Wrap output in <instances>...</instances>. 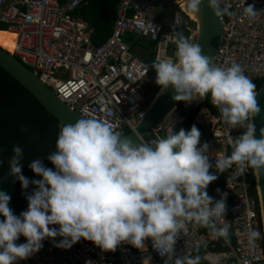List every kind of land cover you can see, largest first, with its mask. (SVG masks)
Here are the masks:
<instances>
[{"label": "clouds", "instance_id": "1", "mask_svg": "<svg viewBox=\"0 0 264 264\" xmlns=\"http://www.w3.org/2000/svg\"><path fill=\"white\" fill-rule=\"evenodd\" d=\"M201 3L186 0L193 15ZM207 3L219 14L217 0ZM244 12L255 15L251 5ZM150 68L161 93L171 87L172 99L185 103L207 97L228 133L242 129L235 138L228 134L230 153L210 162L209 146L200 142L195 125L175 133L164 126L154 139L135 136L133 141L103 120L79 118L60 126L52 151L30 160L27 167L39 179L29 181L21 173L22 148L13 145L7 175L11 182H19L21 190L30 183L33 189L19 215L9 206L7 191L0 189V264L25 260L41 249L45 239L56 237L60 239L54 246L59 249L84 240L109 252L122 243L144 252L149 240L160 256H173V264H198V257L175 255L174 243L185 221L208 225L211 217L223 216V195L213 202L206 191L217 178L210 168L223 172L235 165L264 176V127L257 138L252 122L261 108L255 85L239 64L213 65L197 43L182 35L177 34L173 56L153 61ZM42 159L52 167H45ZM256 235L251 233L250 239ZM19 237L24 242L17 244ZM149 261L145 257L141 264Z\"/></svg>", "mask_w": 264, "mask_h": 264}, {"label": "built area", "instance_id": "2", "mask_svg": "<svg viewBox=\"0 0 264 264\" xmlns=\"http://www.w3.org/2000/svg\"><path fill=\"white\" fill-rule=\"evenodd\" d=\"M81 1L60 4L59 0H0V31L15 35L10 54L33 71L67 107L83 118L103 120L122 134L134 129L157 95L148 100L152 89L150 64L132 51L123 41L124 36L134 35L144 46L152 43L156 61L173 56L177 34L183 36L181 29L188 32V40H194L196 25L181 9V0H118L110 35L95 45L87 23L72 14ZM249 5L255 12L253 17L244 12ZM217 7L222 40L212 64L227 67L237 63L252 82L263 81L264 0H217ZM201 104L202 100L182 102L184 108ZM215 110L211 115L203 108L194 119L204 130L199 140L208 144L212 163L230 153L228 134L235 138L242 133L239 128L228 133ZM158 130L148 134L151 139L159 135ZM220 173L224 184L212 198L215 202L223 195V216L211 217L208 225L185 221L174 243V254L198 257V264H264V224L255 171H241L233 165ZM250 178L254 180L255 195L249 193ZM220 229H225V234H220ZM253 232L257 235L250 239ZM59 239H45L39 251L16 264H141L145 257H150L149 264L174 261L171 255L160 256L149 240L145 241L144 252L127 243L109 252L84 240L59 249L54 246ZM23 242V237L16 241ZM220 245L225 249L218 250Z\"/></svg>", "mask_w": 264, "mask_h": 264}, {"label": "trees", "instance_id": "3", "mask_svg": "<svg viewBox=\"0 0 264 264\" xmlns=\"http://www.w3.org/2000/svg\"><path fill=\"white\" fill-rule=\"evenodd\" d=\"M66 0H59L60 4ZM118 0H82L79 6L72 13L75 17L85 21L88 28L92 31V42L95 45L102 44L110 35L112 24L115 19V9ZM187 21L189 19L185 17ZM193 24L192 21H189ZM184 37L188 39V32L185 29L180 30ZM131 35L127 34L123 40H130ZM125 42V41H124ZM144 42L137 40L134 44L140 46L144 52L142 58L151 65L154 61V55L151 52L152 43L147 42L146 45H141ZM134 51V50H132ZM137 51V50H136ZM155 73L150 68V81L152 90L159 91L158 86L154 83ZM255 85V91L259 88L262 81L252 82ZM202 106L206 108L211 115L216 113L208 101L207 97L202 100ZM200 107L184 108L182 102L176 106V111L180 121L176 124L174 132L183 128L185 131L190 126L195 125L200 132L204 134L203 128L195 122ZM59 132V125L45 109L15 80L0 68V189L7 191L10 196L9 206L15 215H19L26 209L25 196L33 189L31 183L27 189L21 190L18 181L11 182V177L8 173V160L12 155L13 145H18L22 148L24 160L21 162V173L29 179H39L27 167L30 160L34 157H43L53 150L56 136ZM128 133L124 130L123 134ZM152 135L144 137V141L150 140ZM42 164L45 167L51 168L52 165L42 159ZM217 178L211 182L207 194L214 197L218 194V189L224 184V176L217 172ZM249 193L255 195L254 180L250 178ZM225 246H219L218 250H224Z\"/></svg>", "mask_w": 264, "mask_h": 264}, {"label": "water", "instance_id": "4", "mask_svg": "<svg viewBox=\"0 0 264 264\" xmlns=\"http://www.w3.org/2000/svg\"><path fill=\"white\" fill-rule=\"evenodd\" d=\"M186 4V0H182ZM218 8V7H217ZM219 9V8H218ZM195 16L196 37L193 40L201 48V54L208 56L211 62L215 60L218 49L222 40V25L219 21V14H214L208 7L207 0H202ZM0 68L15 80L23 89H25L54 119L57 120L59 129L64 124H72L77 119L83 118L75 111L67 107L38 77L37 75L24 66L17 58L9 52L0 48ZM256 100L261 108L260 113L253 118L256 127L255 135L258 138V131L264 127V79L256 90ZM174 95L171 87L159 92L147 108L141 121L133 130L122 135H128L135 141V136L144 141L158 123L166 114L174 108L179 102L174 101ZM258 194L260 199L261 214L264 224V176H259L255 172Z\"/></svg>", "mask_w": 264, "mask_h": 264}, {"label": "bare ground", "instance_id": "5", "mask_svg": "<svg viewBox=\"0 0 264 264\" xmlns=\"http://www.w3.org/2000/svg\"><path fill=\"white\" fill-rule=\"evenodd\" d=\"M180 7L191 20H196L195 16L187 9L185 2L182 0L180 2ZM15 38V35L11 32L0 31V47L9 53H12L15 45ZM195 101L198 102V99H196ZM200 114H203V111H201ZM161 122H164L163 127L173 126V124L176 122V119L174 118V108H172L158 124H160Z\"/></svg>", "mask_w": 264, "mask_h": 264}, {"label": "rangeland", "instance_id": "6", "mask_svg": "<svg viewBox=\"0 0 264 264\" xmlns=\"http://www.w3.org/2000/svg\"><path fill=\"white\" fill-rule=\"evenodd\" d=\"M189 40H190V39H189ZM123 41H125L126 43H128L129 46H131L132 50H134V51L136 52V54H138L140 57L143 56L144 52L141 50L140 46L134 44V43L137 41L136 36L131 35V39H130V40H128V41H127V40H123ZM190 41L192 42L193 39L190 40ZM136 50H137V51H136ZM150 82H151V81H150ZM151 86H152V83H151ZM158 92H159V91L154 92V91L151 89L150 92H149V94H147V98H148V100L152 99L156 94H158ZM191 103H197V101L193 100V101H191ZM198 107H200V110L204 108V107L202 106V104H201L200 106H198ZM190 108H194V107H193V106H190L189 109H190ZM200 110H199V111H200ZM199 111H198V112H199ZM174 118H175L176 120H180V119H179V115H178V113H177L176 110H174ZM163 125H164V122H161L160 124H158V126H156V129H160V130L162 131V130H163V129H162V128H163ZM175 126H176V122L173 124V126H171L172 132H174ZM160 130H158V133H157V134L162 135V133L160 132Z\"/></svg>", "mask_w": 264, "mask_h": 264}]
</instances>
